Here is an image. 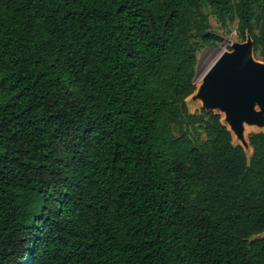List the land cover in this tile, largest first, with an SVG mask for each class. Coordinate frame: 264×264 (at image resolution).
I'll return each mask as SVG.
<instances>
[{
	"label": "trees",
	"instance_id": "16d2710c",
	"mask_svg": "<svg viewBox=\"0 0 264 264\" xmlns=\"http://www.w3.org/2000/svg\"><path fill=\"white\" fill-rule=\"evenodd\" d=\"M211 17L264 59V0H0V264H264V132L186 102Z\"/></svg>",
	"mask_w": 264,
	"mask_h": 264
},
{
	"label": "water",
	"instance_id": "95a60500",
	"mask_svg": "<svg viewBox=\"0 0 264 264\" xmlns=\"http://www.w3.org/2000/svg\"><path fill=\"white\" fill-rule=\"evenodd\" d=\"M254 46L249 34L244 42L233 43L186 100L187 106L188 100L200 102L205 111L223 115L233 144L242 146L246 154L250 150L253 154L246 128L264 129V62L255 59Z\"/></svg>",
	"mask_w": 264,
	"mask_h": 264
},
{
	"label": "rangeland",
	"instance_id": "374dc122",
	"mask_svg": "<svg viewBox=\"0 0 264 264\" xmlns=\"http://www.w3.org/2000/svg\"><path fill=\"white\" fill-rule=\"evenodd\" d=\"M212 24V31L217 34L221 38V42L219 43L218 47L211 48L207 47L202 49L198 53V67H197V79H196V85L199 86L201 83V80L203 76L206 74V72L212 67V65L216 62V60L220 57V55L225 51L231 50V45L235 42H244V40L239 36L238 30H237V23H229L227 26H222V24L214 17H211L210 19ZM255 59L260 62H264V59L259 56V54L255 55ZM188 106L192 114L200 113L202 110V105L200 102L197 103H191L190 100H188ZM223 117V115H222ZM252 132L248 135V137L252 133H258L264 131V129H256L254 127ZM247 129V128H246ZM236 144H238L236 142ZM248 158L250 159L252 156V151H248L247 153Z\"/></svg>",
	"mask_w": 264,
	"mask_h": 264
},
{
	"label": "bare ground",
	"instance_id": "6f19581e",
	"mask_svg": "<svg viewBox=\"0 0 264 264\" xmlns=\"http://www.w3.org/2000/svg\"><path fill=\"white\" fill-rule=\"evenodd\" d=\"M253 128L247 127L246 129V136H248L252 132Z\"/></svg>",
	"mask_w": 264,
	"mask_h": 264
}]
</instances>
